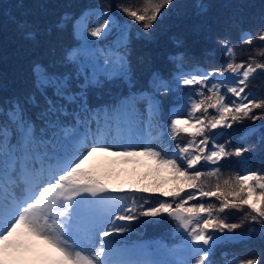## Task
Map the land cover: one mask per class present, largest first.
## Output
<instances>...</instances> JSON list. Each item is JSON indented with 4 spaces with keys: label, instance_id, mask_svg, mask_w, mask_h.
Here are the masks:
<instances>
[{
    "label": "snow or ice",
    "instance_id": "snow-or-ice-1",
    "mask_svg": "<svg viewBox=\"0 0 264 264\" xmlns=\"http://www.w3.org/2000/svg\"><path fill=\"white\" fill-rule=\"evenodd\" d=\"M178 6V0H142L135 7L117 4L133 24L121 22L110 4L94 6L78 16L64 14L45 30L51 58L47 64L34 62L32 89L0 100V264H21V253L33 240L54 251L52 264H159L137 257L134 250L111 237L128 233L131 222L139 217L161 213L175 219L187 233L184 248L189 259L181 264H210V249L219 239L214 233L232 232L245 222L259 225L250 231H259L264 238V169L244 168L223 176L222 162L243 158L250 149L230 146L228 140L219 142L235 124L264 120V96L249 88L251 81L264 76V15L255 29L234 22L236 40L230 33H216L224 57L221 66L178 70L172 81L153 74L150 83L154 92L167 95L175 91L184 96L162 127L171 140L186 134V142H177L174 148L169 143L161 151L144 146L141 151L125 147L113 152L110 144L97 138L103 135L101 113L104 124L110 125L125 114L130 116L137 102L134 95L118 105L90 103V94L103 88L117 70L131 80L125 33L138 24L143 29L141 37L151 39L161 17ZM194 7L201 16L206 15L204 0H195ZM68 25L82 43L57 59L56 34ZM17 28L25 39L36 40L37 30L29 21H17ZM117 30L115 44L107 48H96V42L89 39L109 40ZM204 31L206 39L212 40V26L207 25ZM256 41L260 46L249 49L255 55L237 60L238 52L245 54L237 45L252 46ZM175 43L183 45L179 38ZM68 64L73 71L59 70ZM181 85L188 91L183 92ZM147 99L160 103L154 94ZM93 121L97 131L89 143ZM85 127L89 132L81 136ZM96 154L151 158L171 174L176 186L166 192L160 191L159 184L137 189L139 193H159L154 200L136 193L110 199L112 176L85 167ZM210 178H215L214 186L207 183ZM206 198H214L216 203ZM232 211L243 213L240 223L227 221ZM229 264H264V250L233 258Z\"/></svg>",
    "mask_w": 264,
    "mask_h": 264
},
{
    "label": "trees",
    "instance_id": "trees-1",
    "mask_svg": "<svg viewBox=\"0 0 264 264\" xmlns=\"http://www.w3.org/2000/svg\"><path fill=\"white\" fill-rule=\"evenodd\" d=\"M131 4L133 7L142 4V0H0V100L21 96L32 89L33 76L32 66L34 62L40 61L45 64L51 58L48 53L49 37L45 30L55 24L64 14L79 15L89 7H104L111 5L113 14L121 22L127 21L133 24L116 7L117 4ZM207 5L206 15L201 16L196 8L195 0H178V7L174 8L166 16L161 17L155 33L151 39L142 38L140 33L143 29L135 25L125 33L129 45L130 72L128 76L120 74L119 70L112 74L111 80H106L104 87L95 89L90 94V103L93 106L118 105L125 97L136 96L141 98L144 94L145 100L150 95H155L159 104L157 110L151 116V125L148 131L154 137L148 146L156 151L166 149L169 145L174 148L177 142L183 144L188 139L186 134H180L176 140L164 135L163 125L169 122L173 110L184 102L182 92L164 94L154 92L151 81L153 74H158L166 81H172L178 70L190 72L195 68L219 67L224 57L216 40V33H230L233 40L237 39V29L234 22H238L243 28L257 26V21L264 15V0H204ZM27 20L37 30L36 40H27L17 28V21ZM207 25L212 26V40L205 37ZM58 36L56 58L63 57L67 50L77 47L82 43L81 38L73 35L71 25L56 34ZM119 35V30L113 33L109 40H97L94 47L107 48L114 45ZM183 41L182 47L177 46L175 40ZM261 42L256 41L254 45H237L244 55L238 52L237 60H247L250 48L259 47ZM182 66V67H181ZM71 72L73 66L68 64L59 69ZM183 92L188 89L180 86ZM249 88H254L258 96H264V76L249 83ZM103 113H101V120ZM264 120H258L253 124L250 120H244L241 124H235L225 135L219 137V142L230 141V146H243L250 151L243 158L232 157L223 161L225 167L222 169L223 176L244 168L252 170L264 169V146H261V138L264 137V129L261 125ZM39 122L37 129L39 131ZM86 128V127H85ZM85 128L81 129L84 130ZM249 129H252L249 131ZM219 131V130H218ZM142 134V133H141ZM142 139L145 138L142 136ZM151 165L145 174L141 175L136 170L130 177H122L123 187H111L119 189L114 191L122 198L126 194L136 193L137 196L144 195L154 200L159 193H139L137 189L143 187H154L157 184L161 192L171 191L175 182L171 174L162 168H158L156 162L151 159ZM95 169L103 173L105 169L97 166ZM222 176V178H223ZM209 186H214L215 178L207 180ZM160 199H170L159 197ZM207 202L216 203L214 198H206ZM195 203V201L190 202ZM243 213L232 211L227 216L229 223H240ZM251 228H259L245 222L240 228L224 233L215 232L220 238L210 249V264H229L233 258H245L260 254L264 250V238L259 231H250ZM246 236V237H245ZM122 243L144 242L151 245L154 241H163L166 246H172L183 241L184 229L179 223L167 213H161L156 217H139L131 222V230L119 236ZM241 237L240 239H235Z\"/></svg>",
    "mask_w": 264,
    "mask_h": 264
},
{
    "label": "rangeland",
    "instance_id": "rangeland-1",
    "mask_svg": "<svg viewBox=\"0 0 264 264\" xmlns=\"http://www.w3.org/2000/svg\"><path fill=\"white\" fill-rule=\"evenodd\" d=\"M102 62L103 58H101V63ZM155 110H157L155 104L143 98H137V102L132 108L130 116L125 114L119 121H114L110 125L104 124V120H102L103 135L97 138L110 144L111 151L113 152L123 151L125 147L130 151H141L147 144L142 141L140 137L139 133H141V127L139 125L142 127L148 125L150 122V115ZM250 130L252 129H249V131ZM96 131L97 124L93 121L91 124V133H89V143H91V136L95 134ZM87 132H89V129L86 127L84 131L81 132V136ZM151 164V158L144 156L123 158L115 155L96 154L85 167L95 168L97 166H102L105 169L103 173L110 174L113 178L110 187H123L122 177L132 176L134 170L143 175ZM108 197L110 199L119 200L110 189ZM186 240L187 233L184 231L183 241L172 246H166L163 241L159 240L152 242L151 245L135 242L134 244L122 243V246L134 250L136 256L141 259L157 261L159 264H181L182 261L189 259V254L184 248ZM217 241H220V238ZM38 242L42 247L49 248L42 241ZM188 242L190 243V241ZM37 248L38 247L33 244L26 247L20 256L21 264H41L40 259L42 256L36 252Z\"/></svg>",
    "mask_w": 264,
    "mask_h": 264
},
{
    "label": "bare ground",
    "instance_id": "bare-ground-1",
    "mask_svg": "<svg viewBox=\"0 0 264 264\" xmlns=\"http://www.w3.org/2000/svg\"><path fill=\"white\" fill-rule=\"evenodd\" d=\"M31 244L38 247L36 252L42 256L40 259L41 264H52V257L55 255L53 250L42 247V245L36 240L31 241Z\"/></svg>",
    "mask_w": 264,
    "mask_h": 264
}]
</instances>
